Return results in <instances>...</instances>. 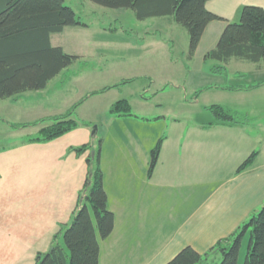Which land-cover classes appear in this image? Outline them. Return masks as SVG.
Listing matches in <instances>:
<instances>
[{"label": "crops", "instance_id": "crops-1", "mask_svg": "<svg viewBox=\"0 0 264 264\" xmlns=\"http://www.w3.org/2000/svg\"><path fill=\"white\" fill-rule=\"evenodd\" d=\"M246 5L264 8V0L208 2L207 9L224 20L207 27L195 55L205 57L213 50L227 24L239 22ZM54 38L53 46L62 47ZM217 73L228 77L227 85L213 84L204 92L226 93L229 103L220 104L248 114L250 123L209 128L204 126L214 119L176 117L168 125L167 118L136 114L134 105L132 116H112V104L106 123L97 127L98 136L90 124L48 143H28L26 138L0 148V264H35L37 253L50 249L60 226L71 221L88 174L89 152L78 156L73 149L91 142L96 148L98 137L103 139L108 207L115 216L112 235L100 241L101 264H166L186 247L203 255L232 236L264 206V62L233 59ZM67 77L59 85L70 83ZM55 79L46 89L32 92L35 95L1 100L15 103L5 113L10 130L21 123L45 121L33 131L38 134L54 118L70 111L76 114L82 102L58 103L50 89ZM89 100L88 96L83 103ZM162 138L150 177L151 151ZM254 152L258 154L252 165L238 173ZM247 247L245 238L238 264H244Z\"/></svg>", "mask_w": 264, "mask_h": 264}, {"label": "trees", "instance_id": "trees-1", "mask_svg": "<svg viewBox=\"0 0 264 264\" xmlns=\"http://www.w3.org/2000/svg\"><path fill=\"white\" fill-rule=\"evenodd\" d=\"M110 9H129L136 19L172 18L184 26L190 35L189 57L193 58L207 27L224 19L207 9L211 0H89ZM87 25L81 22L65 0H0V101L28 92L42 91L64 70L79 59L62 47L53 46L51 37L68 27ZM233 59L252 63L264 62V8L246 5L240 20L229 23L223 30L216 47L204 60L220 63L217 71ZM214 122L204 127L226 124H248L252 118L241 111L222 105L207 108ZM110 114L132 116L128 100L114 103ZM73 111L54 120L41 129L28 143H48L82 126L72 118ZM97 130L94 135H97ZM164 138L151 151L148 174L151 177L159 161ZM103 139L73 150L78 156L89 152L86 159L88 174L79 193L71 221L61 225L53 237L50 249L36 255L35 264H101L100 241L109 238L115 228L114 213L108 207L101 166ZM94 152V154H92ZM254 152L238 169L246 170L255 160ZM248 238L244 264H264V206L255 212L232 236L219 241L207 253L200 254L192 247L182 249L166 264H238L242 244ZM215 256V257H214ZM210 260V261H209Z\"/></svg>", "mask_w": 264, "mask_h": 264}, {"label": "rangeland", "instance_id": "rangeland-1", "mask_svg": "<svg viewBox=\"0 0 264 264\" xmlns=\"http://www.w3.org/2000/svg\"><path fill=\"white\" fill-rule=\"evenodd\" d=\"M65 4L87 26L68 27L63 34L55 35L54 44L60 43L80 60L58 76L50 89L62 105L82 102L73 113L75 120H86L94 130L106 123V112L112 104L128 100L136 114L148 112L154 118L164 117L170 125L176 117L214 119L207 108L229 103L226 93L204 92L213 84L227 85L228 77L217 73L216 61H205L201 54L189 57V32L170 17L139 21L129 9L104 8L89 0H65ZM64 75L71 82L63 87L59 83ZM88 96L91 100L84 104ZM143 98L150 103L143 104ZM14 104L0 101V148L36 137L33 131L45 122L21 123L10 130L5 113ZM12 114L20 118L21 113L13 109ZM220 261L217 255L216 264Z\"/></svg>", "mask_w": 264, "mask_h": 264}, {"label": "water", "instance_id": "water-1", "mask_svg": "<svg viewBox=\"0 0 264 264\" xmlns=\"http://www.w3.org/2000/svg\"><path fill=\"white\" fill-rule=\"evenodd\" d=\"M95 130H96V128H95ZM92 154H94V152H92Z\"/></svg>", "mask_w": 264, "mask_h": 264}]
</instances>
